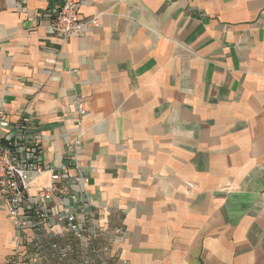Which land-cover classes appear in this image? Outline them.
I'll return each mask as SVG.
<instances>
[{"label":"crops","instance_id":"crops-1","mask_svg":"<svg viewBox=\"0 0 264 264\" xmlns=\"http://www.w3.org/2000/svg\"><path fill=\"white\" fill-rule=\"evenodd\" d=\"M76 1L98 24L65 39L61 0H0L9 122L31 116L57 166L84 101L69 173L123 229L111 264H264V0ZM12 238L0 201V264Z\"/></svg>","mask_w":264,"mask_h":264},{"label":"built area","instance_id":"built-area-1","mask_svg":"<svg viewBox=\"0 0 264 264\" xmlns=\"http://www.w3.org/2000/svg\"><path fill=\"white\" fill-rule=\"evenodd\" d=\"M78 6L76 0H61L48 9L46 29L69 39L81 33L86 23L98 24L96 17L81 19ZM75 107L77 133L66 142L63 161L57 166L40 158L41 135L33 118L11 123L0 109V201L13 227L14 243V251L4 264L112 262V245L123 236V229L100 222L88 190L89 178L69 173L77 167L81 119L87 114L81 98Z\"/></svg>","mask_w":264,"mask_h":264}]
</instances>
